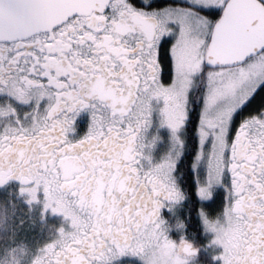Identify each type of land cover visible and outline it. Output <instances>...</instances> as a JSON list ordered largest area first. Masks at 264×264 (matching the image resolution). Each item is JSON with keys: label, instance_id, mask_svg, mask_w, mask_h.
I'll return each instance as SVG.
<instances>
[{"label": "snow or ice", "instance_id": "1", "mask_svg": "<svg viewBox=\"0 0 264 264\" xmlns=\"http://www.w3.org/2000/svg\"><path fill=\"white\" fill-rule=\"evenodd\" d=\"M0 187V264H264V0H0Z\"/></svg>", "mask_w": 264, "mask_h": 264}, {"label": "trees", "instance_id": "2", "mask_svg": "<svg viewBox=\"0 0 264 264\" xmlns=\"http://www.w3.org/2000/svg\"><path fill=\"white\" fill-rule=\"evenodd\" d=\"M8 196H9V190L8 189L5 188L4 190H0V203L6 202ZM25 206L26 205L21 202L19 207L17 208V212H16V223L17 224L19 223V217H24L23 209ZM26 227H27V224L24 225L25 231H26Z\"/></svg>", "mask_w": 264, "mask_h": 264}, {"label": "flooded vegetation", "instance_id": "3", "mask_svg": "<svg viewBox=\"0 0 264 264\" xmlns=\"http://www.w3.org/2000/svg\"><path fill=\"white\" fill-rule=\"evenodd\" d=\"M5 188L4 187H0V190H4ZM26 207H24L23 209V213H24V217H25V224H27V227H26V232L29 236H32L33 234H38L39 233V225L35 226L34 228H30L29 227V221L27 220V213H26ZM16 219V217H15ZM123 261H133V260H137V258L135 257H131V256H126V257H122L121 258Z\"/></svg>", "mask_w": 264, "mask_h": 264}]
</instances>
